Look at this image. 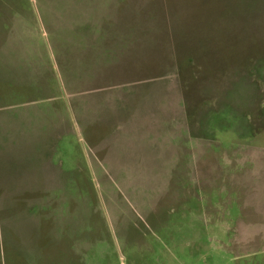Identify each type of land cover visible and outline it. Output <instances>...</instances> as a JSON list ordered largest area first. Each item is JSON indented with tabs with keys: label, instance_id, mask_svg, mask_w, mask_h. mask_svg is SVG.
I'll use <instances>...</instances> for the list:
<instances>
[{
	"label": "rangeland",
	"instance_id": "obj_1",
	"mask_svg": "<svg viewBox=\"0 0 264 264\" xmlns=\"http://www.w3.org/2000/svg\"><path fill=\"white\" fill-rule=\"evenodd\" d=\"M249 2L0 0V264H264Z\"/></svg>",
	"mask_w": 264,
	"mask_h": 264
},
{
	"label": "crops",
	"instance_id": "obj_2",
	"mask_svg": "<svg viewBox=\"0 0 264 264\" xmlns=\"http://www.w3.org/2000/svg\"><path fill=\"white\" fill-rule=\"evenodd\" d=\"M259 3H260V5H262L263 4V0H250V2L248 4L250 12H253V11H251L250 8H252L253 5L254 6H259ZM262 6L264 8V4ZM7 41L8 40L4 39L3 37L0 39V49L2 48L3 45H5L7 43ZM44 71H45L44 68H40V69L37 70L38 79H40V77L42 79V75L44 74ZM34 82H36V80ZM145 109H147V106L144 107V110L142 108V114L140 112L135 111L136 115L139 116V114H140L139 117H140V120L142 121V132H141L142 134H141V138H140V145H141L140 148H141L142 153H144L145 150H149L150 151V150L157 149V150L163 151V152H166V151L170 152L171 151V153H168V154H170L171 156L175 157L176 156V150L170 144H168L166 146H162L161 143H162L163 140L158 138V135L157 136L155 135V138L152 137V139H149V137H151L149 134H147V135L143 134V128L145 126V123H144L145 118H143V115H144V113L146 111ZM133 114H134V112H133ZM121 115H119V116H121ZM132 118H133V115H132V112H131L128 116L124 117L122 115L119 118V120H118L119 122L118 123L114 122L116 124V127H117L118 131L119 130L121 131L124 127L128 126V124L131 123V121H133ZM75 119H78V114L75 115ZM116 119H118V118H116ZM65 131L66 132L69 131V127L67 125H66V128H65ZM59 133L60 132L55 133L52 136L56 137V138H59V137L61 138V136H62L61 133H64V132H61L60 134ZM236 156L237 157L249 156L250 158L257 157V158H262L263 159L262 163H259V161H257L256 159L255 160L251 159V160H252V163L254 164L253 170H255L254 172H252L253 179H254V181H258L259 180V182L262 183L261 184L262 188H264V148H257V150L254 151L252 154L251 153H248V154H245V155L236 154ZM103 163L104 162L102 160H100V164H99L100 166L99 167L102 168ZM262 176H263V178H261ZM233 178H235V181L240 180V175L238 174V172H235L233 174ZM257 196H258V198L260 196L261 199L262 198L264 199V195H262V194L257 195Z\"/></svg>",
	"mask_w": 264,
	"mask_h": 264
}]
</instances>
